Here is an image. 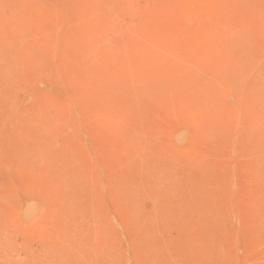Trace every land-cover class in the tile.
I'll use <instances>...</instances> for the list:
<instances>
[{
	"label": "rangeland",
	"instance_id": "obj_1",
	"mask_svg": "<svg viewBox=\"0 0 264 264\" xmlns=\"http://www.w3.org/2000/svg\"><path fill=\"white\" fill-rule=\"evenodd\" d=\"M0 264H264V0H0Z\"/></svg>",
	"mask_w": 264,
	"mask_h": 264
}]
</instances>
